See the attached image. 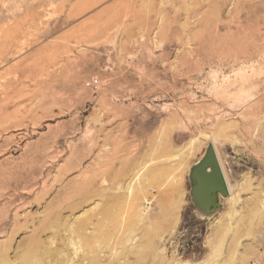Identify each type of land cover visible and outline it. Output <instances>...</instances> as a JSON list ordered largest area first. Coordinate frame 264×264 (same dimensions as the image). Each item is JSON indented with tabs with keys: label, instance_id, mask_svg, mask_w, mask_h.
<instances>
[{
	"label": "rangeland",
	"instance_id": "rangeland-1",
	"mask_svg": "<svg viewBox=\"0 0 264 264\" xmlns=\"http://www.w3.org/2000/svg\"><path fill=\"white\" fill-rule=\"evenodd\" d=\"M0 264H264V0H0Z\"/></svg>",
	"mask_w": 264,
	"mask_h": 264
},
{
	"label": "water",
	"instance_id": "water-1",
	"mask_svg": "<svg viewBox=\"0 0 264 264\" xmlns=\"http://www.w3.org/2000/svg\"><path fill=\"white\" fill-rule=\"evenodd\" d=\"M211 168V171L208 169ZM192 201L204 215H211L220 207L218 193L229 195L226 178L217 157L215 148L210 144L205 156L191 168Z\"/></svg>",
	"mask_w": 264,
	"mask_h": 264
}]
</instances>
